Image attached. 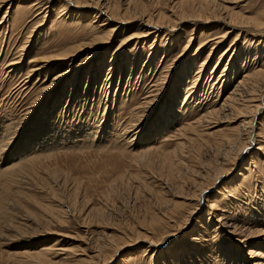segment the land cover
Here are the masks:
<instances>
[{"label": "rangeland", "instance_id": "1", "mask_svg": "<svg viewBox=\"0 0 264 264\" xmlns=\"http://www.w3.org/2000/svg\"><path fill=\"white\" fill-rule=\"evenodd\" d=\"M119 1L122 5L129 3L130 13H134L142 11L143 5H148L150 11H163L172 0ZM233 1L232 5L244 10L247 16L264 19V0ZM3 3L0 7V264H39L42 261L36 248L45 246L47 259L51 260L47 264H83V259L106 251L113 238L122 242L123 237L134 239V235L143 233L147 238L155 234L159 239L167 231L180 234L170 245L168 255L176 256L177 264H192L191 261L201 264V259L205 264H264V234L253 233L264 230L263 153L253 151L239 160L233 178L239 179L238 183L233 186L223 183L216 192L208 191L207 208L211 216L205 208L198 220L200 225L206 228L208 225L209 230L204 232L202 227L199 234L194 232L188 241H183L197 222L185 233L172 225L174 220L182 221L196 202L187 199L211 186L215 168L223 163L231 168L238 148L247 139L242 130L241 144L237 141L238 145L234 143L225 149L217 147L236 125L232 121L237 119L236 114L228 112L212 116L197 134L192 131H186L187 136L181 134V129L199 118L215 101L206 103L208 99L204 101L202 97V101L196 102L188 96L183 102L191 85L189 81V86L186 85L184 76L176 78L189 67L190 80L195 79L193 66L194 70L199 67L217 46L216 40L225 36L224 45L203 70L204 79L197 91L198 95L220 93L223 101L237 89L243 70L264 66V27L258 32L254 26L246 25L228 34L226 26L219 24L204 32L184 26L176 36L171 32L175 36L173 46L167 43L166 49L165 42L170 40L163 34L155 43V35H148L143 49L132 43L117 58L114 73L109 74L122 39L143 33L138 20L122 23L127 28L114 35L110 44L99 43L82 49L70 60L48 63L42 60L43 56L56 54L69 43L79 44L78 40L89 42L91 29L86 26L92 24L97 29L99 25L92 16L95 10L77 7L78 11H88L87 18L79 19L72 0H9L7 3L0 0ZM191 37L192 44L181 60L173 62ZM153 43L157 44L154 55L151 54ZM202 48L207 49L198 54ZM53 49L56 50L50 52ZM225 50L228 53L224 64L214 73L218 76L214 75L218 88L213 89L207 79ZM94 53L98 54L96 62L102 69L92 73L88 64L78 71V66ZM149 55L153 59H148ZM133 56H138V60L132 65ZM168 64L173 66L170 82H159L152 87L159 74L157 77L151 74ZM223 69L229 76L228 82L220 80ZM66 71H70L67 78L55 86V77ZM76 74L79 84L71 95ZM152 90L153 101L147 102ZM263 92L258 90V102ZM141 114H144L143 122L130 127L129 123L140 120ZM259 121V140L264 149V113ZM144 126L143 131L136 132ZM190 134L194 136L180 144ZM35 138L40 142L34 143ZM225 157L228 161L224 162ZM52 207L56 208L55 212L61 211V218L53 215ZM163 216L166 220L162 218L160 223L157 220L154 223L153 217ZM255 248L263 253L262 258L250 253ZM153 255L148 244H137L113 264H157V261L163 264L166 256ZM197 255H201L200 262ZM102 259L104 255L97 260L102 262Z\"/></svg>", "mask_w": 264, "mask_h": 264}, {"label": "bare ground", "instance_id": "2", "mask_svg": "<svg viewBox=\"0 0 264 264\" xmlns=\"http://www.w3.org/2000/svg\"><path fill=\"white\" fill-rule=\"evenodd\" d=\"M8 1L9 0H4L5 3H7ZM72 1H74L76 3V5H75L76 7L74 10L77 11L76 15H77V17H79V19L87 18L88 14H86V13L88 11H81V10L78 11L77 7H85L86 9L92 8L93 10H95L94 13L92 12V14H93L92 16H94V19H95L94 22H97L99 24V25H97L98 28L96 29V27L94 25L88 24L86 27L87 28L90 27V29H91V33L88 35L89 38L87 39V40H89V42L88 41H82L83 40L82 39V40H78L81 42L80 43L78 42L79 44H76V45H74V44L69 45L70 44L69 43L67 45V47H64L58 53L56 52V54H55V52H54V53H50L46 56H43L42 60L44 62H48V63H51V62L56 61V60H61V59L65 60V59H69V58L74 57L77 53H79L84 48H88V47L90 48V47H92L96 44H99V43L110 44L114 35L118 34L121 29L127 28L126 25H121L122 23H124V22L125 23H131V21H133V20L134 21L138 20L139 26L142 27L141 29H142L143 33L141 35L136 34L137 36L132 35L130 37H127L126 39H122L124 41H122L120 46L118 45L119 47H117V48H120V50L118 51V54L114 57V59L112 60L110 66H109V70H110V72L108 71L109 74L112 72L114 73V68L118 65L116 62L117 58L120 57V55L122 53L128 51V49L132 43H135L138 46L137 48H140L139 50H142L144 47L143 44L145 43V41L147 42L145 37L148 35H155V38H154V43H155L156 38L159 35L163 34L162 36L164 38H166L167 40H170L168 42L167 41L165 42V44H166L165 49H166L167 43H171L172 41H174V37L176 36L175 33L178 30H182L184 26H190L189 28H191V31H194L195 29L203 31L204 29L206 30L207 28H212L213 26H216L217 24H219L221 26L222 25L226 26L225 29H227L228 34H232V31L234 33L239 28H241L242 26H246V25L254 26L258 30V32L261 30L262 27H264V19L260 20L259 17H258L259 19H255L252 16H247L245 14L244 10L242 11V9H240L239 7H237V8H239V9H237L235 6L232 5L234 2L233 0L231 1V3L228 0H191V1L190 0H172L171 4L170 5L168 4L170 9L167 7L169 10L165 11L167 9L166 8L163 11L162 10L155 11L156 14H154L155 13L154 11L148 10V7H149L148 5H143L141 7L142 11H140V12L130 13L129 3L127 5H125V4L122 5L119 0H72ZM228 2L230 4H227ZM4 5H5L4 3L0 4V7L4 6ZM133 7H135V6H133ZM259 16H260V14H259ZM262 18H264V17H262ZM111 20L114 22V23L112 22L113 24L110 22ZM83 21H86V19ZM99 29H101L102 32ZM210 31H211V29L207 30V32H210ZM171 32H174L175 36L170 35ZM32 33L29 36V38L27 39V43L29 42V39L32 36ZM97 33H100V34H97ZM209 35L210 34L208 33V36ZM245 35H246V32H245ZM224 37L225 36H222L221 38L216 40L215 45H217V46L213 47L211 49L210 53L204 58L203 63L199 67H197L194 70V66H193L192 69H193V74H195V77H194L195 79L190 80L191 75L189 74V72H190L189 67H186V71H182V73L179 75V77L176 78V79H178V78H181L184 76L183 77L184 79L187 78L186 85L189 86V83L191 85L189 92L187 91L185 98L183 99V102L186 98H188V96H189V98H192L196 102L202 101V97L204 98V101H205V99L206 100L208 99L206 103H208L212 99L215 101L213 106H211L207 110H205V112L199 118H197L193 122L188 123V125L184 129L180 130V133L187 136L186 131L187 132L192 131L194 133L196 132V134H197L203 128V127H201V129H199L200 126H202V125L205 126L206 124H204V122H207L209 119L211 120L212 116L218 115V113L222 114L223 112H228L231 114H236L235 118L237 117V119L234 118L235 120H232L234 123H236V125L232 128L230 134H226V135H224L223 138H221L219 143H217L218 145L215 144L214 142H213V144L217 145V147L219 146L220 148H224V149L230 147V145H233L237 141H238V143L241 144V142H239V140L242 136V134H241L242 130H245V133L247 134V136H246L247 139L244 142H242V144L238 148V152L235 156L236 158L235 157L233 158V165L231 166V168L226 167V165H224L225 163H223V165H221V166H218L217 168H215L216 169L214 171V174H215L214 177L215 178H213L214 181H213V183H211V186L204 187L202 190H200L197 193L198 195L194 196L193 198H188V199L186 198L187 200H191V202H193V201H196V202L193 203V205L190 207L187 216H185L182 221L178 222V221L174 220L172 225L174 227L178 228L180 233L181 232L185 233V231L192 228V224H195L194 222H197V223H196V225H194L193 232H191L187 235L186 234L184 235L183 241H188L191 237V234H193L194 232H197V234H199L201 232L200 228L203 227V231L204 230L206 231L209 228L208 225H207V228H206V225H204V224L200 225L199 224L200 220H198L200 218V215H202V211H204V209L207 208V205H208L207 201L209 202V200L207 199L209 197L208 191L209 192H216V189H218V187H220L221 184H223V183L226 184L227 182L229 183V185H232V186L235 185L236 184L235 182H237L239 180V179H237V181H236L233 179L235 177L234 176L235 175L234 169L236 167L235 165L239 162V160H241V159L244 160L246 158L245 157L246 154H250L253 151H256L255 153H261V154L263 153L264 154V149H263L262 144L260 143V140H259V137H261L260 132H259V124H260L259 118L264 113V92L260 95L261 96L260 102H258V100H257L258 90L259 91L264 90V66L263 65L256 67L252 70H245V71L243 70V72H242L243 74L241 76L242 78L239 81L237 89L234 90L232 93H229L226 97H224L223 101H221V99H220L221 95L218 92H217L218 94L216 96L210 95L212 91L204 93V94L201 93L200 95H198V93H197V91L200 89L199 88L200 82L204 79L202 77V72L213 61V58H214L213 54H216L220 50V47L224 45V41H223ZM192 41H193V38L191 37L188 40L187 45L184 48L182 54H179L173 60V62L178 63L181 60L184 52H186L188 50V48L190 47V45L192 44ZM154 43L151 47L152 48V50H151L152 55L155 54V52L153 51V48H156V46H157V44L155 45ZM172 46H173V44H172ZM237 48H238V45L236 44L235 49L237 50ZM206 49L207 48H202V49L198 50L199 51L198 54L205 51ZM55 50L56 49L50 50V52L55 51ZM227 50H225L222 53V55H221L222 57L220 58L221 60H218V62L216 63V65L212 69L211 74L208 76L207 82H209V80H210L211 86L213 89L218 88V87H216V82L214 81V79L218 76L214 73H218V70L221 68V66H223L224 61H225L224 60L225 55L228 53ZM97 55L94 53L93 55L88 56L86 61L84 63H82V65L80 64V66H78L77 70L79 71L83 66L90 64L92 73L99 72L102 69V67L100 64H98L96 62ZM235 56H236V54H235ZM149 57H151V59H153V56L149 55L148 59H149ZM238 59H237V61L240 62L241 59H239V60ZM136 60H138V56H133V61L131 64L133 65ZM151 64L152 63H150V65ZM169 65L170 64L165 65L164 68L161 71L160 70L157 71L156 74H154V73L151 74L153 77H157V75L159 74V78H157L156 83L155 82L153 83L152 87L155 88L156 84H158L159 82H164L163 84H167L170 82V78L172 75V73L170 71L172 68H170V67H173V66H169ZM167 66H169V67L167 68ZM42 68H44V67H42ZM217 68H218V70H217ZM40 69H41V67L36 68V70H38V71ZM226 69H227V67H226ZM236 69H238V67L237 68L235 67V70ZM34 70L35 69H32L31 71H34ZM69 72L70 71H66L64 73L59 74L58 77H55V79L57 80V82L54 81L55 86L60 85L61 82L67 78V76L69 75ZM239 73H240V71H239ZM214 75H215V78H214ZM90 76H91V74H90ZM78 77H79L78 74H76L74 77V81H73L74 86H73V90H72L73 92L71 93V95H74L75 86H77V84H79V78ZM221 77L222 78L220 80L226 79L228 82L229 76L225 73V69H223L221 71ZM55 79H53V80H55ZM89 81H90V79H89ZM188 81H189V83H188ZM230 82H231V80H230ZM240 87H242V88H240ZM180 88H179V90H181ZM46 90H48V89H45V91ZM219 91H220V89H219ZM153 92H154V90H152L151 94L148 96L149 98H148L147 102L153 101V97H150V96H154V95H152V94H155ZM39 97H41V96H39ZM180 107H179V109H180ZM228 113H226V114H228ZM227 116H229V114ZM140 117H141V119L138 121L132 120V123L131 122L129 123L130 127L134 128V127L138 126V124L142 123L144 114L139 115L138 119ZM207 127H205L206 128L205 130H207ZM144 129H145V126L140 127L138 129V131H136V132H141ZM210 129H212V127ZM182 130L185 132H183ZM207 133H208V130H207ZM43 134H45V132ZM214 134L215 133L213 132L211 135H214ZM191 135L192 134H190V136H188L186 138L183 136L184 141H182L180 144L184 145L185 142L189 141L191 139L190 138ZM192 136H194V135H192ZM45 137L46 136H44V138ZM47 138H48V136H47ZM198 138H200V137L198 136ZM203 139H205V138H203ZM33 141L35 143V141H38V140L35 138ZM38 142H40V141H38ZM44 142L45 141H43V143ZM46 144H47V141H46ZM206 147L209 148L208 145ZM213 147H214V145H213ZM32 148H34V145H32ZM150 149H147L146 151H148ZM178 149H179V147H178ZM225 151L228 152V150H225ZM24 154H26V153H24ZM247 157H248V155H247ZM251 157H253V156H251ZM226 160L228 161V159H226V157H225V160H223V161L225 162ZM230 162L231 161H229V163ZM206 174H207V172H206ZM242 174H243V172H241V175ZM205 193H207V194H205ZM210 198H211V196H210ZM182 205H184V203ZM50 209L52 212L56 211V208L52 207ZM207 212H208L207 214L211 216L212 212H211L210 208L209 209L207 208ZM55 214L58 218L62 217L61 211L55 212L53 215H55ZM154 217H153V221L157 220L159 223L163 219L166 220L165 219L166 217H164V216L160 217V218L158 217L156 219H154ZM210 218L211 217H209L208 219H210ZM155 221H154V223H155ZM151 222H152V219H151ZM156 224H157V222H156ZM214 230H216V229H214ZM254 232L260 233L261 234L260 236H262L264 234V230H260V229H259V232L257 230L253 231V233ZM253 233L251 232V234H253ZM179 235H180L179 232L167 231V233L165 235L161 236L159 239L156 238L155 234L153 235L152 238H147L146 237L147 235H144L143 233H138L137 236L134 235L133 236L134 239L129 238V237H127V238L123 237L124 239L122 242H118V241L115 242L116 240L114 241V238H113V240L110 239L111 240L110 243L108 242V244L106 245V247H107L106 251L103 252V250H101L96 255L89 256L90 258H87V259H83L85 261H82V260H80V261H82L83 264H113L115 259L118 257H121L128 248L134 247L137 244H148V248H150L151 251L154 252L153 257L155 255H159V254H161L162 257L166 256V258L162 259L164 261V262L162 261L163 264H177L178 261L177 262L175 261L176 256L172 255L169 257L168 255H169V252L171 251L170 245H172L173 242H175L176 239L179 238ZM105 242L107 243V241H105ZM42 246H44V245H42ZM36 249L39 250V251L37 250V252L39 254L38 258L41 259V261H42L40 263L41 264L42 263L47 264V262L50 263L51 260L48 261V259H47L48 255L46 253V251L48 250V247L45 246L43 248H36ZM259 250H260L259 248H255V250L251 251L250 253H253L255 257L261 256V258H262L263 253L260 252ZM109 253H111V254H109ZM103 255H104V259H102L103 261L99 262L97 260L98 257L103 256ZM33 256L34 255L32 254L31 257H33ZM200 256L201 255H197L196 260L199 261ZM185 258H187V254H186ZM65 259H67V258H65ZM100 259L101 258H99V260ZM36 260H37V258H36ZM68 261H66V262H68ZM263 261H264V259H263ZM191 262H192V264H194L193 261H191ZM55 263H57V262H55ZM157 264H158V261H157ZM201 264H205L203 259H201ZM258 264H263V262L258 263Z\"/></svg>", "mask_w": 264, "mask_h": 264}]
</instances>
